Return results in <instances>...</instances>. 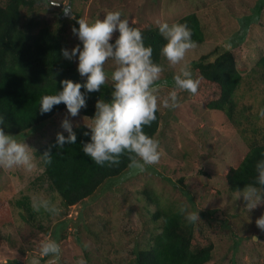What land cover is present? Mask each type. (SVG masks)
<instances>
[{
    "label": "rangeland",
    "instance_id": "374dc122",
    "mask_svg": "<svg viewBox=\"0 0 264 264\" xmlns=\"http://www.w3.org/2000/svg\"><path fill=\"white\" fill-rule=\"evenodd\" d=\"M7 1L0 0V5ZM30 1L33 3L22 9L23 26L31 24L35 32L49 27L63 34L69 51L81 43L72 31L80 16L93 20L109 10H120L136 26L147 28L156 27L157 18L179 22L196 13L205 42L186 55L193 74V65L202 56L229 49L243 76L241 88L235 92L239 106L264 109V69L259 65L264 55V0H56L58 5H51L50 0ZM65 4L70 6L71 17L61 14ZM115 67L113 60L106 61L109 75ZM179 68L165 59L161 81L167 80L168 86L160 89L161 96L171 90L172 76ZM106 82L112 83L110 79ZM178 94V108H158L163 118L156 136L162 151L159 163L142 172L128 169L74 209H67L51 188L34 150L57 133L67 132L62 126L64 119L74 128L86 126L90 118L81 114L73 117L65 110L16 136L31 147L37 166L31 171L22 166L0 168V264H27L33 255H39V241L49 233L61 244L63 264H75L81 256L88 264L128 262L136 247L148 246L152 234L161 227V222L152 218L159 207L149 201L146 192L155 194L160 209L184 204L189 210L200 211L197 246L213 247L206 264H264V230L255 222L264 214V200L254 209L245 208L246 202L236 200L235 192L229 191L226 178L249 152L248 145L224 112L191 102L192 94L187 91ZM33 197L51 198L62 212L51 215L33 210V221H27L28 212L19 202L32 207ZM85 242L87 248L83 247Z\"/></svg>",
    "mask_w": 264,
    "mask_h": 264
},
{
    "label": "trees",
    "instance_id": "16d2710c",
    "mask_svg": "<svg viewBox=\"0 0 264 264\" xmlns=\"http://www.w3.org/2000/svg\"><path fill=\"white\" fill-rule=\"evenodd\" d=\"M32 3L30 0H8L5 5H0V116L4 119V124L0 127L16 136L25 135L67 110L66 105L61 102L54 105L50 112L41 114L39 100L43 94L59 90L62 87L60 82L64 79L78 82L86 79L78 72L74 59L63 56L61 49H68L63 34L49 27L35 32L31 24L23 26L22 9ZM179 22H187L197 45L205 42L202 23L196 13L182 17ZM76 26L79 27L78 23ZM139 28L145 44L153 47L154 59L164 66L166 58L161 55V48L166 42L165 39L154 26ZM216 52L218 54L214 52L204 55L194 63V76L199 77L201 82L198 92L192 94L190 100L209 110L224 112L248 145L249 152L240 165L232 168L226 176L229 191L236 192L238 188L255 182L256 162L264 159V117L252 105L239 106L235 98V92L243 83V76L234 53L229 49ZM259 65L264 69V55L260 58ZM111 86L112 83L106 82L100 91L86 93L87 106L81 108L79 114L93 117L96 101L100 98H111ZM81 91L85 90L82 88ZM162 119L161 112L157 110V119L150 126H145L144 131L156 137ZM73 131L77 135L75 144L65 142L60 147L56 143V135L34 150L35 156L40 160L46 150H50L53 155L50 164L42 163L44 175L67 209L76 208L92 197L108 180L119 178L129 169L127 155H122L117 165L96 164L82 151V142L90 139L84 132L90 129L79 125ZM63 134L67 136L68 132ZM168 182L176 186L171 179ZM148 193L146 192L149 201L159 207L152 218L154 222H161L160 230L152 234L148 246H137L135 256L121 264L208 263L213 247L197 246L196 223H187L179 207L160 209L158 198L155 194ZM187 196L192 201L190 195ZM19 204L28 212L25 219L33 221V208L24 205L22 201Z\"/></svg>",
    "mask_w": 264,
    "mask_h": 264
},
{
    "label": "clouds",
    "instance_id": "9594fccd",
    "mask_svg": "<svg viewBox=\"0 0 264 264\" xmlns=\"http://www.w3.org/2000/svg\"><path fill=\"white\" fill-rule=\"evenodd\" d=\"M51 5H58L50 0ZM68 5V4H65ZM63 12L68 15L69 7ZM75 18V17H73ZM79 27L72 26V31L81 43L70 51L62 48L63 56L78 60V72L86 77L83 82L64 79L62 87L51 93H45L39 100V112H50L54 105L63 102L68 114L77 116L81 108L87 106L86 93L100 91L108 79L112 81L110 99L100 98L96 101L95 114L86 123L90 131L84 135L90 139L82 142L83 153L98 165H117L122 155L128 156V168L133 171H144L147 166L159 163L162 155L160 141L144 131L157 119L159 107L176 109L181 104L180 91L196 94L200 86V78L194 76L186 55L190 49L197 47L192 38V29L187 22L161 20L154 24L159 34L165 39L161 55L170 65H180L179 71L172 76L173 85L166 95H160V89L167 87V80L161 81L164 66L153 57V47L145 44L142 31L135 26V21L123 16L120 10H109L101 18L90 20L86 16L77 19ZM118 33V34H117ZM113 60L116 67L110 75L105 71V63ZM85 91H81V89ZM259 115L264 117V109ZM4 119L0 116V125ZM62 126L68 132L57 133L56 143L63 147L65 142L75 144L76 132L72 123L66 118ZM25 140L5 132L0 127V168L11 169L22 166L26 171L37 165ZM53 155L46 150L41 155L44 165L52 162ZM255 182L238 188L234 193L236 200L243 199L245 208L251 210L264 200V159L255 165ZM32 207L36 212L43 210L51 215H58L62 209L48 197H33ZM187 223L195 224L200 211L189 210L186 205L179 206ZM257 226L264 230V214L256 219ZM259 240L258 237L254 236ZM83 247L87 248L85 242ZM27 264H63L62 248L57 239L48 236L39 241V255H33ZM75 264H88L83 256L77 258Z\"/></svg>",
    "mask_w": 264,
    "mask_h": 264
},
{
    "label": "water",
    "instance_id": "95a60500",
    "mask_svg": "<svg viewBox=\"0 0 264 264\" xmlns=\"http://www.w3.org/2000/svg\"><path fill=\"white\" fill-rule=\"evenodd\" d=\"M66 7V6H65ZM67 7H69L70 8V6L69 5H67ZM64 17H71V12L68 14V15H66L65 13H64V15H63Z\"/></svg>",
    "mask_w": 264,
    "mask_h": 264
}]
</instances>
